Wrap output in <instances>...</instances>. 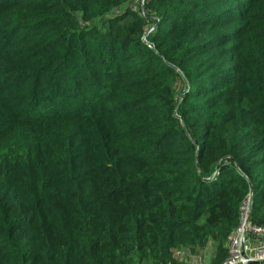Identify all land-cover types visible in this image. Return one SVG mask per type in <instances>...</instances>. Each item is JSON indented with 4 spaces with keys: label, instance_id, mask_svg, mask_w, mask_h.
Returning <instances> with one entry per match:
<instances>
[{
    "label": "trees",
    "instance_id": "16d2710c",
    "mask_svg": "<svg viewBox=\"0 0 264 264\" xmlns=\"http://www.w3.org/2000/svg\"><path fill=\"white\" fill-rule=\"evenodd\" d=\"M132 1L0 0V264H184L209 243L219 264L251 186L264 224V0H223L201 23L225 30L179 59L173 26L153 49L114 13ZM100 28L114 47L95 62ZM77 58L102 68L99 96L43 109Z\"/></svg>",
    "mask_w": 264,
    "mask_h": 264
},
{
    "label": "rangeland",
    "instance_id": "374dc122",
    "mask_svg": "<svg viewBox=\"0 0 264 264\" xmlns=\"http://www.w3.org/2000/svg\"><path fill=\"white\" fill-rule=\"evenodd\" d=\"M150 1L151 0H133V4L129 3L128 5L122 7V9L120 8L121 10L119 9L118 12L114 13L119 14L125 11H130L128 15L129 25L136 24L135 16L133 14L136 13L138 17H142L146 24L149 23L146 29L152 27L151 30L153 32L156 31L157 26H166L168 28L173 26L172 30L169 31L168 36L164 39L167 40L169 45L168 54L173 58H186L187 56L184 55V50L187 46L197 43L200 39L210 40L215 37L216 34H221L225 30V25L223 24H214L209 22L201 23L204 22L205 19L211 18L209 16L214 17L215 15L222 13L224 5H221V2L223 0H166L164 5H160L158 3L149 4ZM240 1L241 0L230 2L229 0L228 2L237 4L228 7V9L239 7L238 3H240V5L242 4V1ZM225 3H227L226 0H224V4ZM205 11L207 12V16H202ZM235 11L240 10L238 9ZM132 22L135 24H132ZM240 23L242 24V21L237 22L236 25H239ZM236 27L237 26H234L232 29H237ZM100 30H104V28H100L99 30H95L91 33L95 36L93 41L90 43L96 44L99 48L96 55L92 52L88 53L91 55V59L95 60V62H98L102 58L107 60L109 57L110 47H114V41L111 39H97V34ZM146 31L142 33L141 40L147 45V41L151 42V34L154 33L151 32L147 34ZM118 51H120V49H118ZM91 59L88 60V63H91ZM76 63L77 67L79 65L78 69L80 70V73L77 72V69L74 70L69 69L68 67H62L61 70L54 75L55 79L51 85L54 87L55 96L51 99L53 101L45 102L43 109L47 110L49 108H60L61 106H64L65 101L68 102L66 105L69 104L74 107L72 104L78 102L77 97L79 96L81 87L84 88V92H80V99L82 97L84 98L85 95L87 96V94H90L92 85L96 87L94 95L99 96L101 89L99 86L102 85L103 80L100 75H98V72H100L99 69L102 68L98 66V63L94 66L90 64L89 66H86L87 60L83 58H77ZM114 64L115 63L111 61V64H108L107 67ZM174 67L176 69L175 71L180 72V70H182V68L176 65H174ZM190 69L193 70L195 67L192 66ZM91 74H93V77ZM168 80L169 79L164 80V86H167L166 83ZM181 84L182 83L180 81L177 82L178 86ZM196 86L197 83L193 82L192 89ZM173 113L176 117L180 118L179 121L182 124V118L178 114V111H174ZM258 171L259 170H256V173ZM193 248V245L190 247L186 246L185 253L188 255L182 259L184 264H216L219 261L214 243H209L205 247V251H203L205 248L203 250L197 249L196 251H193Z\"/></svg>",
    "mask_w": 264,
    "mask_h": 264
},
{
    "label": "built area",
    "instance_id": "2783aa9c",
    "mask_svg": "<svg viewBox=\"0 0 264 264\" xmlns=\"http://www.w3.org/2000/svg\"><path fill=\"white\" fill-rule=\"evenodd\" d=\"M151 29L146 33L153 32ZM147 45L155 49L152 42ZM253 204V189H249L239 206L238 223L228 237L227 254L219 264H264V224L253 222ZM176 254L182 256L184 251Z\"/></svg>",
    "mask_w": 264,
    "mask_h": 264
},
{
    "label": "water",
    "instance_id": "95a60500",
    "mask_svg": "<svg viewBox=\"0 0 264 264\" xmlns=\"http://www.w3.org/2000/svg\"><path fill=\"white\" fill-rule=\"evenodd\" d=\"M250 189H253L252 186L250 187Z\"/></svg>",
    "mask_w": 264,
    "mask_h": 264
}]
</instances>
